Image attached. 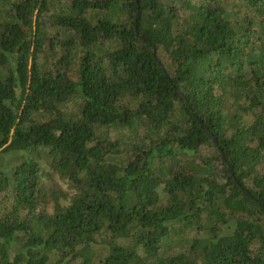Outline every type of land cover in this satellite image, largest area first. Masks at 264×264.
<instances>
[{
  "label": "trees",
  "instance_id": "obj_1",
  "mask_svg": "<svg viewBox=\"0 0 264 264\" xmlns=\"http://www.w3.org/2000/svg\"><path fill=\"white\" fill-rule=\"evenodd\" d=\"M0 264H264V0H0Z\"/></svg>",
  "mask_w": 264,
  "mask_h": 264
},
{
  "label": "rangeland",
  "instance_id": "obj_2",
  "mask_svg": "<svg viewBox=\"0 0 264 264\" xmlns=\"http://www.w3.org/2000/svg\"><path fill=\"white\" fill-rule=\"evenodd\" d=\"M196 156H197V154L193 153V154L190 155V158L193 160ZM174 171L179 174L178 176L183 175L184 178H186V179L189 178V176H190V172L187 169V167H183V168L176 167V168H174ZM221 175L223 176V173ZM186 181H188V180H186ZM64 186H67V185L65 184Z\"/></svg>",
  "mask_w": 264,
  "mask_h": 264
},
{
  "label": "water",
  "instance_id": "obj_3",
  "mask_svg": "<svg viewBox=\"0 0 264 264\" xmlns=\"http://www.w3.org/2000/svg\"><path fill=\"white\" fill-rule=\"evenodd\" d=\"M138 15H139V14L137 13V15H136V19H138Z\"/></svg>",
  "mask_w": 264,
  "mask_h": 264
}]
</instances>
